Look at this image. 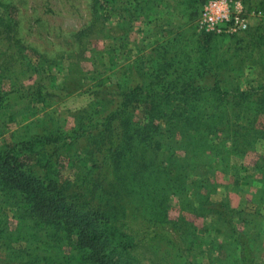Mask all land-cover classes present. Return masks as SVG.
<instances>
[{"label":"rangeland","instance_id":"obj_1","mask_svg":"<svg viewBox=\"0 0 264 264\" xmlns=\"http://www.w3.org/2000/svg\"><path fill=\"white\" fill-rule=\"evenodd\" d=\"M232 1L240 3L241 12L247 19L246 28L219 32L215 34L216 40H210L208 45L216 49L213 58L221 61L219 72L226 83L231 84L230 87L237 86L242 91L264 97V0ZM110 3L100 5L96 0H0V94L6 95L20 85L24 89L30 87L38 90L32 100L18 101V97L12 94V98L16 99L12 102L15 105L0 113V156L7 155L0 172L5 176L21 170L28 174L26 165L21 166L22 160L26 164H35L27 165L30 173L37 169L39 174H44L41 166L36 164L43 157L47 160L42 164L49 160L46 154L51 153L52 134L55 126H58L56 147L61 153H57L55 165L56 187L71 190L81 172L82 176L87 174L98 157L97 151L93 150V155H87L90 160L84 162L80 155L85 154L86 148L81 150L78 145L70 143L72 138L64 137L75 122L73 113L81 109L88 112L90 104L95 102L91 107L92 112L96 103L104 99L101 116L105 117L119 108L122 97L115 96L117 90L104 93L101 84L105 82L113 84L114 88L118 83L127 87H135L139 83L142 94L159 90L154 80L152 84L150 79L144 81V78L149 70L153 67L156 69L161 52L168 55L165 63L175 53L181 61L185 60L186 55L199 57L201 52H198V45L201 40L198 41L197 12L196 15L185 14V18L180 20L175 16L181 12H173L170 0H114L112 5L107 6ZM140 7L151 8V18L147 19L136 12ZM171 45H174L173 49ZM222 60L228 62L222 64ZM205 99H185L183 104L188 110L185 112L187 121L180 118L181 133L186 129L187 122H197L192 119L197 111H191L193 107L214 109L213 106L207 107ZM133 103L121 110L122 113L118 114L117 111L113 121L116 127L119 128L123 116L131 113L130 108L136 104ZM223 108L231 109L219 106L217 110ZM79 116L87 115L80 113ZM257 117V126L264 129V102ZM142 119L141 108L136 107L132 119L124 123V128L133 127L135 122L139 123ZM158 121L155 124L160 127L159 131L162 129L159 137L165 148L143 146L128 161L129 165H126V161L120 164L115 162L118 169L114 173L119 182L111 186L106 183H111L110 177L113 175H106L107 171L104 173L103 170L101 175L106 178H103L101 197L105 201L104 205H99V200H95L99 210L92 212V215L101 220L109 215L103 225L106 236L111 239H114V235L123 237L116 239L128 248L117 247L122 264H173L167 236L177 242L174 252L177 257L173 261L182 262L185 254L180 250L173 228L153 219L154 209L150 218V212L138 205L140 201L149 203L153 193L151 190H155V208L156 211L165 209V220L180 224L181 229L191 223L197 228L199 240L190 248L186 259L189 264H236L233 261L235 249L225 245L230 233L227 235L221 230L223 223L213 219L209 226L207 220L194 215L195 208L186 199L189 191L200 196L205 193L203 188L197 186L192 173L198 175L199 179L206 177L204 173L209 166L197 167L188 179L185 178V186V173L176 165L182 167L185 161V157L181 160L183 155L190 160L192 157L176 143L177 135L173 140L167 137L165 129L170 125ZM110 125L111 122L102 127L108 135L112 134ZM61 134L63 136L59 137ZM209 139L212 142L214 135H210ZM100 140L104 142L101 137ZM44 142H49L46 148H43ZM88 143L96 146L91 141ZM254 146V150L244 156L227 155L218 166H211L209 172L214 171L212 183L215 185L208 198L212 203L226 199L231 208L241 212L242 217L258 219L263 231L251 234L256 247L254 261L255 264H264V205L258 200L256 190L262 185L256 179L264 181V138ZM21 149L24 151L22 154ZM99 153H102L101 150ZM123 165H126L125 168ZM52 174L46 168V175ZM173 184L179 188L174 186L170 189ZM161 187L165 188L159 189ZM66 191L62 193L64 197H69L65 203L67 206L88 212L81 199L71 198V192ZM97 195L91 193L86 196V203L89 199L97 198ZM0 213L5 214L3 210ZM7 217L10 226H15L17 220L12 218L10 212ZM225 227L229 232L228 226ZM206 241L211 242L210 249L206 247L209 245ZM11 247L17 248L16 243L13 242ZM7 263L12 262L0 247V264Z\"/></svg>","mask_w":264,"mask_h":264},{"label":"trees","instance_id":"obj_2","mask_svg":"<svg viewBox=\"0 0 264 264\" xmlns=\"http://www.w3.org/2000/svg\"><path fill=\"white\" fill-rule=\"evenodd\" d=\"M96 1L100 5L108 4L111 1L107 5L110 6L114 0ZM204 2L205 0H170V5L173 12L176 10L181 12L175 18L182 20L185 18V14L196 15V12L198 18ZM136 12L141 13L147 19L151 18L153 14L152 9L147 7H140ZM215 34L217 33L199 30L198 41L201 40V42L199 41L198 52L201 53L197 58L186 55L185 60L181 61L175 53L165 63L168 55L161 52L156 69L153 67L144 78V81L150 79L152 84L154 80L155 86L159 90L142 94L143 89L139 83L135 87H127L125 84L118 83L117 87L114 88L113 84L105 82L101 84V90L104 93L117 90L115 96L122 97L119 108L114 109L105 117L101 116L100 113L105 106L104 101L106 99H104L96 103L92 112H90L91 107L95 102L90 104L87 109L89 113L84 112L83 109L73 113L75 124L73 123L64 137L72 138L70 143L78 145L79 149L86 148L85 154L80 155L84 162L90 160L87 155H93V150L97 151L98 157L95 158L96 164L91 165L87 174L82 176L81 172V177L76 179L71 190L66 191L61 186L59 189L56 187L55 165L58 161L57 153H61L60 149L56 147L58 126H55L52 134L51 153L46 154L49 160L46 164H42L47 160L46 157H43L36 164V166H41V172L44 171V174L41 172L39 174L37 169H33L34 173H30L27 165L35 164H26L25 160L24 162L21 161V166L26 165L28 174L23 170L10 173L8 176L0 172V212L1 210L5 212V214L0 213V247L6 251V257L12 262L7 264H122L123 261L117 247L128 248L126 244L120 240L116 241V239L123 237L114 235V239H111L106 236L103 225L104 219L109 215L105 217V211V218L102 220L92 215V212L99 210L95 200H99V205H104L105 201V198L101 197V191H104V189L102 190L103 178L106 176L101 175V173L103 170L105 173L106 170V175H113L110 177L111 183L108 181L106 183L107 186H111V184L119 182V178L114 173L118 169L117 164L126 161V165H129L128 161L135 156L140 147L150 146L154 149H164L165 144L160 142L161 138L159 137L162 129L159 131L160 127L155 124L157 120L170 125L165 129L168 133L167 137L173 140L174 135H177L176 143H179L185 152L187 150L192 157L190 160L187 155H183L181 160L185 157V161L182 167L176 165L185 173V186V178L188 179L191 172L199 166H209V169L204 173L206 177L201 176L199 179L198 175L192 173L197 186L205 191L200 196L188 190L186 199L195 208L194 215L207 220L209 226L212 225L213 219L223 223L221 230H224L223 232L227 235L230 233L228 235L229 240L225 245L233 247L236 251L233 261H236V264H255L256 247L251 234L252 232L262 233L261 223L252 217H242L241 212L231 208L226 199L217 203H212L209 200L208 197L215 185L212 183L214 171L209 172V170L211 166H218L222 161H225L227 155L244 156L250 150H254V144L258 140L264 138V129L259 128L256 124L264 97L254 92L242 91L237 86L230 87L231 84L226 83L219 72L221 61L213 58L216 49L210 48L208 45L210 40L216 36ZM173 46L170 47L173 49ZM162 48L164 49V46ZM167 48L168 46L165 47L166 50ZM170 51L168 52L170 53ZM222 61V64L228 62V60ZM1 78H4L3 75ZM37 91L36 88L24 89L20 85L16 90L6 95L0 94V113L7 107L11 109L12 105H15L12 102L16 99L12 98V94L18 97V101H25L32 100L38 93ZM202 97H206L207 107L213 106L214 109L193 107L191 111H197L192 115V119L197 122L194 124L187 122L186 129H183L181 133L180 121L182 118L187 121L185 112L188 110H185L187 106L183 104L185 99L199 100ZM132 102L136 104L133 103V107L130 108L131 113L123 116L119 128L116 127L113 121L117 117V111L120 114L121 110H125L127 106L130 107ZM219 106L230 107L231 109L217 110ZM136 107L141 108L142 121L135 122L133 127L124 128V123L132 119ZM80 113H85L87 116H79ZM110 122V133L112 134L108 135L107 130L102 129V127L110 124ZM210 135H214L212 142L209 141ZM62 136L61 134L59 137ZM100 137L104 139V142H101ZM90 141L96 146L90 145L88 143ZM47 143L49 142H44L43 148H46ZM99 150L102 153H99ZM23 152L21 149V154ZM6 156V154L0 156V166L2 162L6 163ZM170 158L175 157L171 156ZM115 162L117 164H114ZM126 165H123L124 168ZM46 168H49L54 174L46 175ZM140 174L142 173L140 172ZM180 176L175 175V177ZM256 181L262 184L256 190H258V200L261 201V205H264V181L257 179ZM174 186L179 188L178 185L173 184L170 189ZM83 189L85 190L82 191ZM64 191L71 192L69 195L73 199H81L88 212L75 209L74 206H67L65 203L69 197L68 195L64 197L62 193ZM151 191L153 193L150 196V202L140 201L138 205L148 213L150 212V218L154 209L153 219H156L160 224L171 226L176 233L180 250L184 251L185 259L182 262L173 261L177 257V254H174L177 242L166 235L169 239V245H171L169 255L172 254L173 264H189L186 259H188L190 248L199 240L197 228L191 223L190 226H183L181 229L180 224L165 220V209L163 208L164 211H156L155 208L154 202H157L155 193L157 192ZM91 193L98 194L97 198L89 199L86 203L85 198ZM8 212L11 213L12 218L17 220L15 226H10L7 217ZM225 225L228 226L229 232L226 231ZM248 225L254 227H248ZM60 241L61 243L55 244V242ZM13 242L16 243L17 248L11 247ZM206 242L209 243L206 247L210 249L211 242ZM8 244L9 248H7Z\"/></svg>","mask_w":264,"mask_h":264},{"label":"built area","instance_id":"obj_3","mask_svg":"<svg viewBox=\"0 0 264 264\" xmlns=\"http://www.w3.org/2000/svg\"><path fill=\"white\" fill-rule=\"evenodd\" d=\"M240 3L232 0H207L201 7L197 27L204 32L219 33L246 28L247 19Z\"/></svg>","mask_w":264,"mask_h":264}]
</instances>
